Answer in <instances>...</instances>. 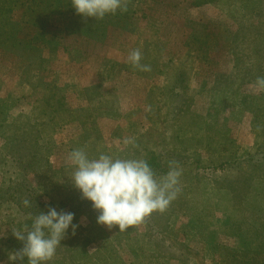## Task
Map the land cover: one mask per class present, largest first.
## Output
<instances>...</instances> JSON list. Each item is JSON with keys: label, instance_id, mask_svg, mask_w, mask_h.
Masks as SVG:
<instances>
[{"label": "rangeland", "instance_id": "rangeland-1", "mask_svg": "<svg viewBox=\"0 0 264 264\" xmlns=\"http://www.w3.org/2000/svg\"><path fill=\"white\" fill-rule=\"evenodd\" d=\"M125 4L0 0V264L39 211L71 212L75 149L154 158L179 190L126 231L74 213L48 264H264V0Z\"/></svg>", "mask_w": 264, "mask_h": 264}, {"label": "clouds", "instance_id": "clouds-1", "mask_svg": "<svg viewBox=\"0 0 264 264\" xmlns=\"http://www.w3.org/2000/svg\"><path fill=\"white\" fill-rule=\"evenodd\" d=\"M75 13L83 18L103 19L125 11V0H71ZM142 54L136 49L128 62L141 70ZM255 87L264 90V77H257ZM70 180L81 197L98 212L96 222L108 228L126 231L155 211H163L178 192L180 171L175 167L157 177L149 163L139 158H122L100 154L90 158L83 149L71 151L66 159ZM24 204L29 205L25 200ZM74 213L49 207L32 217L30 227L12 232L22 248L12 253L10 261L19 264H48L61 246L69 229L74 233Z\"/></svg>", "mask_w": 264, "mask_h": 264}, {"label": "trees", "instance_id": "trees-1", "mask_svg": "<svg viewBox=\"0 0 264 264\" xmlns=\"http://www.w3.org/2000/svg\"><path fill=\"white\" fill-rule=\"evenodd\" d=\"M146 161L149 163L150 167L153 169V171H154V173L156 174L157 177L163 176V175H165L168 172L167 169H164L162 167L160 161L158 162L154 158L148 159ZM254 166H258V165H256L255 162H254L253 167H252L253 171L250 173V176L252 174H255V168H257V167H254ZM72 197H73L72 201L74 202V200H75L76 204L73 205V203H70V205L67 207V210H69V211L71 210L72 213H76V214L77 213H82V212H84V213L92 212V211H89L90 210L89 207H90L91 203L89 201H87V200L86 201L83 200V198L81 197L80 193H77V194H75ZM47 209L48 208L45 209V212L47 211ZM18 242H19L18 244L20 245V247H22L23 246L22 242H20V241H18Z\"/></svg>", "mask_w": 264, "mask_h": 264}]
</instances>
